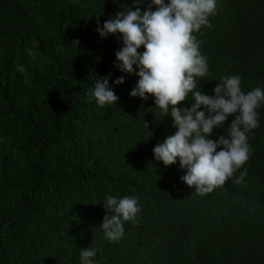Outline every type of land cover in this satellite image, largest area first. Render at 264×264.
Wrapping results in <instances>:
<instances>
[{"label": "trees", "instance_id": "16d2710c", "mask_svg": "<svg viewBox=\"0 0 264 264\" xmlns=\"http://www.w3.org/2000/svg\"><path fill=\"white\" fill-rule=\"evenodd\" d=\"M135 4L0 0V264H79L88 247L97 264H264V105L249 160L199 195L180 180L179 160H155L175 129L154 98H130L136 76L114 87L117 106L88 95L94 76L111 75L113 87L124 75L122 43L101 38L97 19L102 27ZM210 23L195 34L209 64L203 91L237 74L245 92L264 86V0H217ZM109 195L141 207L119 242L100 228Z\"/></svg>", "mask_w": 264, "mask_h": 264}, {"label": "clouds", "instance_id": "9594fccd", "mask_svg": "<svg viewBox=\"0 0 264 264\" xmlns=\"http://www.w3.org/2000/svg\"><path fill=\"white\" fill-rule=\"evenodd\" d=\"M145 3L148 7L142 11ZM216 6L217 0H136L134 10L128 7L109 17L102 27L97 19L101 38L115 36L122 43L115 53V67L124 75L112 81L113 87L111 75L94 76L88 92L101 108L117 106L114 87L123 85L125 76H136L130 98H154V108L162 119L170 117L175 129L153 148L155 160L165 167L179 160L185 171L180 180L199 195L225 184L249 160V133L260 127L258 109L264 105V86L245 92L239 74L221 77L213 95L201 87L209 64L195 34L212 27ZM182 102H190V107L179 106ZM226 124L227 134L214 139V129ZM103 207L106 214L100 228L110 242L122 239L126 222L133 226L140 222L141 207L134 196L109 195ZM96 256L93 247L80 249L79 264H97Z\"/></svg>", "mask_w": 264, "mask_h": 264}]
</instances>
